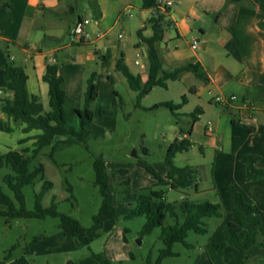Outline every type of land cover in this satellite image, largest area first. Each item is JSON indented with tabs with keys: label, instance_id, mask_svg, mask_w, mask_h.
Listing matches in <instances>:
<instances>
[{
	"label": "rangeland",
	"instance_id": "rangeland-1",
	"mask_svg": "<svg viewBox=\"0 0 264 264\" xmlns=\"http://www.w3.org/2000/svg\"><path fill=\"white\" fill-rule=\"evenodd\" d=\"M65 1L74 6L71 12L74 17H84L89 11L92 12L87 0ZM130 12L137 13L138 9L130 8ZM124 19L122 17L121 21ZM116 30L119 32L120 28ZM164 30L167 35L175 33L168 22H164ZM64 42L71 43L67 32L64 33ZM72 47L65 50L73 55L83 49L78 45ZM61 64L65 65L64 73L75 89L66 106L67 123L79 129V116L75 108L84 106L90 69L80 68L70 57L63 59ZM68 64L75 68L71 70ZM74 70H78V73ZM96 81L99 94L91 104L93 120L85 128L84 139L77 138V142L72 145L60 146L53 155V144L47 145L31 162V168L42 164L45 178L53 184L44 193L43 206L49 207L55 202L60 212L82 223L86 228L85 234L67 237L60 226L59 217H20L7 222V218L0 214V264H67L70 261L75 264H211L206 245L224 241L225 226L235 220L232 214L235 195L230 189L231 185L242 191L246 199L254 202L256 212L264 222V177L251 179L252 170L237 155L250 143L248 129L240 122L234 124L229 118L227 123H223L219 134L216 131L207 132L206 135L211 136L208 138L200 133L208 121L215 128L216 119L221 113L222 105L219 103H213L205 114L200 115L190 146L177 152L174 157L177 166L192 165L197 169L200 190L197 191L195 185L182 189L172 188L170 184H157L152 174L137 163L139 157H143L161 176H166V156L170 144L175 141L178 132L193 129V113H199L200 110V98L191 91L193 84L198 81L196 76L186 75L168 81L166 87L156 86L139 102L138 92L129 86L127 78L119 70L116 75L111 74L110 82ZM183 95H187V103L181 108L173 111L161 105L164 102L180 103ZM208 97L210 95L205 94L203 99ZM115 100V113H101V109H114ZM46 104L49 109L48 101ZM24 135L21 122L14 124L10 132L0 130V151L22 146L32 148L34 145L30 139L19 143L20 137ZM66 138L68 136H57L53 143ZM135 151L138 157L133 155ZM98 157L106 161L109 201L118 213L117 218L102 224L93 221V216L98 213L103 202L100 186L95 182L94 161ZM7 171V168L0 171V186L13 196L2 180ZM43 183L38 177L34 184L24 187L29 210L36 209V193L42 190ZM146 186L164 191L166 200L176 205L183 199L197 203H219L221 216L206 217L207 232L190 230L185 242L173 244V254L159 260L166 248L160 237L163 226L143 234L146 216L127 217L131 204L136 203L141 188ZM128 195L131 198L126 199ZM5 209L7 207L0 203V210ZM173 222V218L168 215L164 225ZM238 254L239 250L232 245L224 248L226 261ZM247 255L244 264H264V236L258 238Z\"/></svg>",
	"mask_w": 264,
	"mask_h": 264
},
{
	"label": "crops",
	"instance_id": "crops-1",
	"mask_svg": "<svg viewBox=\"0 0 264 264\" xmlns=\"http://www.w3.org/2000/svg\"><path fill=\"white\" fill-rule=\"evenodd\" d=\"M97 2L100 17L95 18L90 11L86 14L93 17L86 27L93 36L92 40L66 44L64 33L69 35L78 19L71 14L69 7L73 5L68 4L69 2L0 0V67H6L9 62L23 67L28 75L30 95L39 96L45 110L50 109L46 104L50 97L49 85L44 81L43 75L50 63H58L59 72L64 77L66 106L75 89L64 73L65 65L61 64L63 59L70 57L80 68L88 67L90 74L96 72L99 81L110 82L111 74L116 75L117 72V60L123 55L132 72L140 74L143 81L148 77V48L141 41L138 32L142 31L144 36L152 35L153 29L147 21L153 11L142 9L143 0ZM133 7L138 9L137 13L130 12ZM122 17H125L123 21ZM165 22H168L175 33L167 35L164 30V38L159 44L163 68L172 71L187 63L199 62L209 76L208 81L197 77L192 71H184L180 76L197 77L198 81L193 84L191 91L200 98L195 126L191 133H184L191 140L200 122V115L205 114L215 103V95H237V100L232 104L221 106L220 116L212 129L218 134L229 118L234 124L239 123V107L245 99H250L255 105L254 121L251 123L254 130L243 124L248 129L250 143L247 148L243 147L244 150L240 152L242 154L237 155H259L256 166L264 167V0H176ZM118 27L119 32L116 30ZM195 39L199 41L198 48L192 47ZM75 45L83 49L75 55L65 50ZM69 67L71 70L75 68L71 65ZM205 94L210 97L203 99ZM1 96L12 97L13 93L4 91ZM0 121L8 122L12 128L20 122L9 118L1 109ZM25 125L21 122L23 132ZM39 132L40 130L24 132L25 135L20 140L27 136L34 137ZM207 132H210L207 126L200 129L201 134L211 138L206 135ZM30 141L34 144L35 139L31 138ZM24 148L30 147L22 146L17 149ZM195 189L200 190L198 179Z\"/></svg>",
	"mask_w": 264,
	"mask_h": 264
},
{
	"label": "trees",
	"instance_id": "trees-1",
	"mask_svg": "<svg viewBox=\"0 0 264 264\" xmlns=\"http://www.w3.org/2000/svg\"><path fill=\"white\" fill-rule=\"evenodd\" d=\"M87 3L93 16L95 18L100 17L101 12L97 0H87ZM4 6L8 7L7 4H4ZM142 9H151L153 11L147 21L153 29L152 35L144 36L142 31L138 32L141 41L148 48V77L143 81L140 74L132 72L125 63L123 55L118 58L116 63L117 70L125 75L129 86L138 92V102L142 97L149 94L154 87H166L169 80L179 79L184 71H192L197 77L208 81V73L199 62H190L172 71L163 68L159 44L164 38V22L167 14L159 12L158 0H143ZM69 10L73 12L74 6H70ZM77 18H82V15H78ZM43 79L49 85V110H45L39 96L30 95L27 87L28 75L23 67L15 65L13 62H9L6 67H0V89L13 93L12 97H3L1 110L14 121L25 123L24 132L40 130L34 137L27 136L20 140V143H24L34 138L35 141L32 148H9L6 151H0V171L3 168L8 169L2 180L13 193V196H11L0 186V203L7 207L5 210H0V214L7 218V222H10L13 218L20 217H59L60 226L64 234L67 237H75L85 234L86 228L77 218L60 212L55 202L49 207L43 206L44 193L53 184L45 178L44 166L39 164L31 168V162L47 145L53 144V155L60 146L72 145L77 142V138L80 140L84 139L85 128L93 120V113L90 107L99 94V85L96 81L97 73L92 72L87 80L84 106L75 108V112L79 116V129L67 123V94L63 86L64 77L59 72L58 63L47 65ZM116 95L118 96L119 94L116 93ZM186 103L187 95H183L180 103L164 102L161 105L167 106L174 111ZM114 106L115 108L111 110L101 109V113H115L117 100L114 101ZM197 119V112H194L193 120L196 121ZM246 126H249L250 130H254L253 126ZM0 130L10 132L13 128L8 122L0 121ZM188 133H191V131ZM57 136H68V138L58 139L53 143ZM190 144L189 138L183 141H178L175 138V141L170 144L166 156L168 172L165 177L161 176L145 158L139 157L137 163L152 174L157 184H170L172 188H188L197 184V169L192 165L177 166L174 163V157L177 152L187 149ZM259 159L260 156L256 154H245L242 157V161L252 170L251 179L264 177V167L256 166ZM94 169L96 172L95 182L100 186L103 202L98 213L93 216V221L95 224H102L109 219L117 218L118 213L109 201L108 182L105 175L106 161L103 157L95 159ZM38 177H41L44 181L43 187L41 191L36 193V209L29 210L26 206L24 187L34 184ZM230 189L235 194V203L232 209L235 220L230 221L225 226L224 241L209 242L206 245V253L211 260V264H244L248 258L247 252L258 242L260 236H264V222L256 212L254 202L246 199L244 193L235 186L231 185ZM141 190L142 192L138 195L136 203L134 205L131 204L127 217L146 216V222L142 230L143 234L151 233L156 227L163 226L160 237L166 248L163 249L159 260L163 256L173 254V244L178 241L185 242L190 230L198 233L207 232L204 220L206 217L221 216L219 203L210 201L197 203L183 199L179 205H176L166 200L165 192L162 190H155L151 186L143 187ZM125 198L131 197L128 195ZM168 215L173 218L174 222L164 225ZM227 245H232L239 250V254L231 256L228 261L224 259V248Z\"/></svg>",
	"mask_w": 264,
	"mask_h": 264
},
{
	"label": "built area",
	"instance_id": "built-area-1",
	"mask_svg": "<svg viewBox=\"0 0 264 264\" xmlns=\"http://www.w3.org/2000/svg\"><path fill=\"white\" fill-rule=\"evenodd\" d=\"M176 0H158V10L160 13L168 14V11L175 4ZM169 9V10H168ZM170 12V11H169ZM132 15V14H131ZM93 20L91 15H86L80 19H78L70 32V40L71 42H82V41H90L92 40V34L87 30V25ZM193 48L199 47V41L197 39L194 40L192 44ZM137 63L139 61L137 60ZM0 94H4V90L0 89ZM3 96L0 97V109L2 104ZM237 100V95H224L217 94L214 96V101L223 106H228ZM254 112L255 105L250 99H245L243 103L239 107V119L238 121L244 125H251L252 121H254ZM212 122L208 121L207 130L212 131ZM178 141H183L188 138V134L181 132L175 137Z\"/></svg>",
	"mask_w": 264,
	"mask_h": 264
},
{
	"label": "water",
	"instance_id": "water-1",
	"mask_svg": "<svg viewBox=\"0 0 264 264\" xmlns=\"http://www.w3.org/2000/svg\"><path fill=\"white\" fill-rule=\"evenodd\" d=\"M133 155L135 156V157H138L139 155H138V153L135 151V152H133ZM67 264H75V263H73L72 261H70V262H68Z\"/></svg>",
	"mask_w": 264,
	"mask_h": 264
}]
</instances>
